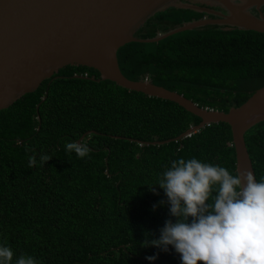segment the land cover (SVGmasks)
I'll return each mask as SVG.
<instances>
[{
    "label": "trees",
    "instance_id": "obj_1",
    "mask_svg": "<svg viewBox=\"0 0 264 264\" xmlns=\"http://www.w3.org/2000/svg\"><path fill=\"white\" fill-rule=\"evenodd\" d=\"M202 17L169 7L149 17L135 36L153 38ZM116 57L127 79L148 78L202 108L227 112L264 86V33L254 31L208 25L158 42L125 44ZM99 78L92 68L69 65L0 110V244L12 249V264L21 254L38 264H149L145 256L153 253L158 258L152 264H181L171 246L168 252L140 246L145 232L157 237L165 219H174L167 204L152 210L165 199L153 184L180 157L236 172L227 124L146 145L176 138L201 120L173 102ZM86 133L85 157L65 150ZM244 141L259 180L264 122ZM42 154L49 160L43 163Z\"/></svg>",
    "mask_w": 264,
    "mask_h": 264
},
{
    "label": "water",
    "instance_id": "obj_2",
    "mask_svg": "<svg viewBox=\"0 0 264 264\" xmlns=\"http://www.w3.org/2000/svg\"><path fill=\"white\" fill-rule=\"evenodd\" d=\"M198 1L213 2L225 12L203 8L186 0H0V110L35 91L42 81L61 68L84 66L96 70L99 80L173 102L201 120L176 138L146 142V145L176 142L205 126L222 122L231 131L235 171L248 169L254 173L244 134L264 122V86L239 107L223 112L199 107L182 94L156 86L148 79L129 80L118 66V49L131 42H158L208 25L264 33V14L260 12L264 0ZM169 7L201 12L204 17L153 38L135 36L149 17ZM252 8L259 11L258 15L250 11Z\"/></svg>",
    "mask_w": 264,
    "mask_h": 264
},
{
    "label": "clouds",
    "instance_id": "obj_3",
    "mask_svg": "<svg viewBox=\"0 0 264 264\" xmlns=\"http://www.w3.org/2000/svg\"><path fill=\"white\" fill-rule=\"evenodd\" d=\"M65 150L78 157L90 152L87 143L77 140L67 142ZM49 158L40 156L43 163ZM35 164L30 156L29 166ZM153 185L165 199L152 210L167 204L174 219H165L157 237L145 232L141 247L168 252L171 246L181 264H264V176L257 180L248 169L233 174L220 164L180 157L171 160ZM12 257V249L0 244V264H12ZM157 258V253L145 256L149 264ZM15 264L38 261L21 254Z\"/></svg>",
    "mask_w": 264,
    "mask_h": 264
},
{
    "label": "flooded vegetation",
    "instance_id": "obj_4",
    "mask_svg": "<svg viewBox=\"0 0 264 264\" xmlns=\"http://www.w3.org/2000/svg\"><path fill=\"white\" fill-rule=\"evenodd\" d=\"M186 1L189 2V3L197 4V5H199L200 7H203V8H210V9H213V10H216V11L225 12V11H223V9L219 5H217V4L213 3V2H206V1L199 2L198 0H186ZM250 11L253 14H255V15H258V13H259V11H256L254 8H252ZM260 12L264 14V6L260 7Z\"/></svg>",
    "mask_w": 264,
    "mask_h": 264
},
{
    "label": "built area",
    "instance_id": "obj_5",
    "mask_svg": "<svg viewBox=\"0 0 264 264\" xmlns=\"http://www.w3.org/2000/svg\"><path fill=\"white\" fill-rule=\"evenodd\" d=\"M145 79H148V78H145Z\"/></svg>",
    "mask_w": 264,
    "mask_h": 264
},
{
    "label": "bare ground",
    "instance_id": "obj_6",
    "mask_svg": "<svg viewBox=\"0 0 264 264\" xmlns=\"http://www.w3.org/2000/svg\"><path fill=\"white\" fill-rule=\"evenodd\" d=\"M254 127V126H253Z\"/></svg>",
    "mask_w": 264,
    "mask_h": 264
}]
</instances>
